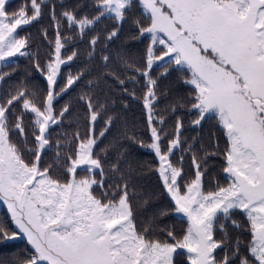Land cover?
Instances as JSON below:
<instances>
[{"label":"snow or ice","instance_id":"6c2138e0","mask_svg":"<svg viewBox=\"0 0 264 264\" xmlns=\"http://www.w3.org/2000/svg\"><path fill=\"white\" fill-rule=\"evenodd\" d=\"M0 203V264H264V0H0Z\"/></svg>","mask_w":264,"mask_h":264},{"label":"trees","instance_id":"16d2710c","mask_svg":"<svg viewBox=\"0 0 264 264\" xmlns=\"http://www.w3.org/2000/svg\"><path fill=\"white\" fill-rule=\"evenodd\" d=\"M10 2H11V7L16 8L18 5L22 4L24 2V0H10ZM48 24H49V21H48L47 15H46L42 25H34V26L27 28V31L31 32L33 37L35 38V45H34L33 51H36L37 46H38L41 59L44 58L45 53L47 52V48H46L45 43L40 38L39 29L42 26H47ZM49 31L51 32V29H49ZM21 34H25L23 30H21ZM79 47H80V63H83L86 59V57L84 55L86 48L84 45H80ZM18 64H19V69H18V73H17L18 76L23 75L25 69L30 67L29 62L24 58H20L18 60ZM31 79L35 82V84L41 90L44 88L45 81L43 80V78L38 73L32 72ZM133 113H134L136 120L138 122L137 134L143 135L144 138L147 139V134L143 131L144 125H143V120L141 118L140 108L138 105H135V104L132 105V113H130V115H132ZM170 127H171V125H170ZM214 130L215 129L212 128V125H205L204 129L200 133H197V132L189 129L188 132L186 133V135L191 137V136H195V135L199 134L200 136L205 138V136L207 134H211V132ZM57 131H60V130L57 129ZM114 136H115V133L113 135L108 136V139L105 140V143L111 142L114 139ZM135 154L139 158L140 162L143 165H145V167H147V166H153L154 167L155 166V161H154L153 155L150 152L136 146L135 147ZM147 182L150 184H154L155 183V176H151L150 178H148ZM159 203L160 204H166L167 202L163 199V197H161ZM5 214H6V209L3 206H0V218H3L5 216ZM168 222L169 221L166 218L164 220H162V223H168ZM23 247H24V242L16 241L14 245L9 247V249L0 250V255H3L5 251H17L19 249H22Z\"/></svg>","mask_w":264,"mask_h":264},{"label":"rangeland","instance_id":"374dc122","mask_svg":"<svg viewBox=\"0 0 264 264\" xmlns=\"http://www.w3.org/2000/svg\"><path fill=\"white\" fill-rule=\"evenodd\" d=\"M210 135L211 134H207L206 136H205V141L207 142L208 140H209V138H210ZM223 142L221 141V144H222ZM78 171H79V169H78ZM0 206H3L5 209H6V207L2 204V203H0ZM19 242H20V240H18ZM21 242H24V241H21ZM25 243V242H24Z\"/></svg>","mask_w":264,"mask_h":264}]
</instances>
